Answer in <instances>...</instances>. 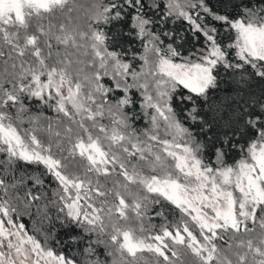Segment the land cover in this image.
Listing matches in <instances>:
<instances>
[{"label": "snow or ice", "instance_id": "6c2138e0", "mask_svg": "<svg viewBox=\"0 0 264 264\" xmlns=\"http://www.w3.org/2000/svg\"><path fill=\"white\" fill-rule=\"evenodd\" d=\"M0 264H264V0H0Z\"/></svg>", "mask_w": 264, "mask_h": 264}, {"label": "trees", "instance_id": "16d2710c", "mask_svg": "<svg viewBox=\"0 0 264 264\" xmlns=\"http://www.w3.org/2000/svg\"><path fill=\"white\" fill-rule=\"evenodd\" d=\"M229 159L231 160L232 157H229ZM25 223H29L27 220L25 221ZM29 227H31V225L29 224Z\"/></svg>", "mask_w": 264, "mask_h": 264}]
</instances>
